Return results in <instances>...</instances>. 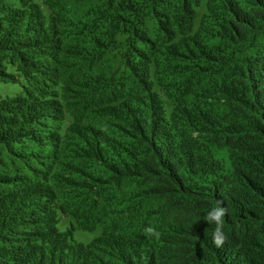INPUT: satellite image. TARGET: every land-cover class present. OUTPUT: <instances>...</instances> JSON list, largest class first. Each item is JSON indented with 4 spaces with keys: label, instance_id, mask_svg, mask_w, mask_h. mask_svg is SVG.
Segmentation results:
<instances>
[{
    "label": "trees",
    "instance_id": "1",
    "mask_svg": "<svg viewBox=\"0 0 264 264\" xmlns=\"http://www.w3.org/2000/svg\"><path fill=\"white\" fill-rule=\"evenodd\" d=\"M96 2L89 10V17L100 30L95 31L97 39L102 37L99 34L103 30L109 46L119 51V66L124 75L144 91L141 96H118L106 106L108 114L117 121L113 136L90 125L84 136L70 141L78 129L76 122L70 124L67 132L62 128L61 156L82 165L90 173L84 178V184L122 191L130 184L136 187L134 202L159 201L154 214L169 223L170 229L161 239L164 244L161 262L157 260L156 250L142 249L136 236L138 232L121 228L107 229L97 244L91 246L96 257L92 264H264V66L255 65L252 57L237 58L239 45L233 47V52L228 50L231 45L246 42L254 30L264 31V0H196L199 7L209 2L212 10L216 3L222 14L214 17L211 12L203 13L205 19L200 22V29L191 26L187 34L179 23L181 15L189 14V23L195 21L186 2L177 1L176 12L171 9L176 0ZM27 10L21 12L17 7L3 12L0 50L11 42L9 34L15 30L25 32L20 27L26 21L31 27L36 19L44 27L46 22L41 24L44 12L37 14L29 7ZM33 13L37 15L32 16ZM217 18L221 20L215 21ZM165 23L168 28H164ZM150 25L158 34H151ZM167 30L173 32L165 33ZM21 37L12 41L24 42L30 45V50L50 45L44 42L49 36H37L34 41ZM51 41H58L57 37L54 35ZM164 47H172L169 55L176 52L178 58L203 61L206 68L196 71L198 77L220 68L217 74L221 80H211L208 90L214 89V92L208 97L221 102L223 111H204V116L197 109L198 118L194 121L171 97L165 102L157 101L158 92L166 90L158 80ZM112 78L115 81L113 74ZM48 99L43 97L45 102ZM58 104L51 107L63 111ZM26 106L28 113L16 111L17 117L12 111L8 121L2 124L4 131L30 124L36 108H30L32 104L27 102L21 109ZM213 110L218 108L215 106ZM181 126L188 127L191 133L198 132L196 138L203 140V146H198L200 142L194 138L188 140L191 147L186 140H178L176 133ZM206 143L227 147L231 167L224 168L210 150H203ZM58 166H61L59 160L52 162V169ZM53 176L49 183H58L60 180ZM68 179L72 180L69 176ZM218 201L227 209L224 232L228 240L222 248H217L212 240L216 225L206 221L207 213ZM13 202L11 196L10 203ZM8 209L14 210L6 214ZM19 209L7 208L0 200V214L8 216H1L0 232L27 224L28 219L23 217L14 223ZM121 221L131 223L125 218ZM28 238H18L21 241L16 245L21 247L18 251L4 252L0 247V264H70L57 257L63 252H55L57 246L53 248L51 238L40 236L37 241ZM37 246L35 250H28ZM71 264L75 263L71 261Z\"/></svg>",
    "mask_w": 264,
    "mask_h": 264
},
{
    "label": "rangeland",
    "instance_id": "2",
    "mask_svg": "<svg viewBox=\"0 0 264 264\" xmlns=\"http://www.w3.org/2000/svg\"><path fill=\"white\" fill-rule=\"evenodd\" d=\"M96 1L101 0H0V18L3 12H10L13 8L19 7L23 10L21 12H29V7L34 13L37 11V14L43 11L45 15L41 14V24L46 22L41 27L35 19L31 23L35 25L30 27L26 21L25 26L28 24V27H20L25 32L21 34L15 30L14 34H9L11 42L0 50V200L5 202L7 208H20L15 213L14 223L20 217L28 219L24 226L15 225L10 230L2 229L0 247L4 252L18 251L21 247L16 245L21 242L17 241L20 236L28 240L31 237L35 241L43 236V239H52L53 248L57 246L55 252H63L57 257L70 264L71 261L75 264H92L96 257L91 246L97 244L107 229L123 228L138 232L136 236L142 249L156 250L157 260L161 262V253L164 251L161 239L170 229V224L154 214L160 202H134L132 198L137 194L133 192L136 187L130 184L123 191L99 188L94 183L84 184V178L90 173L85 172L82 165L61 156L63 145L62 142L59 143V137L62 128L67 132L70 124L76 122L78 129L70 141L84 136L90 125L113 136L114 122L117 121L108 114L106 106L118 96H141L144 91L143 87L134 84L130 77L124 75L119 66V51L113 50L112 45L109 46L105 35H102L105 34L103 30L99 34L102 37L97 39L95 31L100 30L89 17V10L96 5ZM177 1L184 4L186 2L187 10L194 15V24L189 23V14L181 15L179 23L184 27V34L189 32L191 26L195 30L200 29V22L205 19L203 13L211 12L214 17L222 14L216 3L212 10L209 2L204 7H199L196 0H176L171 8L175 12L178 8ZM34 13L32 16L37 15ZM220 20L217 18L215 21ZM175 24L178 26L176 21ZM150 26L151 34H158L153 25ZM164 28H168L166 23ZM171 32L173 31H165L168 34ZM249 34L254 35L246 42L231 45L228 50L233 52V47L239 45L236 49L237 58L252 57L255 65L264 66V31L254 30ZM21 35L30 41H34L37 36H49L44 42L50 45L30 50V45L12 41L23 38ZM54 35L58 41H51ZM171 50L172 47H164L160 56L167 57L159 61L158 77L166 90L158 92L157 101L165 102L171 97L194 121L198 118L197 109L204 116V111H223L221 102L208 97L209 93L211 95L214 92V89L208 90L211 80H221V76L217 74L220 68L215 67L211 74L198 77L196 71H203L205 63L178 58L176 52L169 55ZM206 64L210 65L208 62ZM45 96L50 98L47 102L43 100ZM27 102L32 104L30 108H36L35 118L27 126L13 125L17 129L4 131L2 124L8 121L13 110L14 114L20 110L28 113L27 106L21 109ZM55 103H59L63 111L59 112L57 107H51ZM215 106L218 110H213ZM14 116L17 117V113ZM65 116L68 118L64 119ZM176 134L178 140H186L188 146L191 138L200 142L198 146H203V140L197 139L199 133H191L186 126H181ZM46 144H52L54 148L50 150L51 146L46 148ZM206 145L203 150H210L215 160H220L224 168L231 167V153L227 147L211 143ZM55 160H59L61 166L52 169V162ZM85 169L90 170L87 166ZM53 174L54 178L60 180L58 183H49ZM11 196L13 204L10 203ZM93 197L95 200H92ZM11 210L14 209H8L6 214H10ZM129 214L132 215L131 218ZM1 216L2 214L0 218ZM123 218L131 223H124L127 221H121ZM150 226L162 233L159 240L149 239L144 235L143 230ZM59 242L62 245L59 246ZM36 248L38 246L29 247L28 250Z\"/></svg>",
    "mask_w": 264,
    "mask_h": 264
},
{
    "label": "clouds",
    "instance_id": "3",
    "mask_svg": "<svg viewBox=\"0 0 264 264\" xmlns=\"http://www.w3.org/2000/svg\"><path fill=\"white\" fill-rule=\"evenodd\" d=\"M227 209L223 206L222 202H217V205L212 208L206 215V221L208 223H214L216 225L212 240L217 248H222L225 242L228 240V236L224 232V218L226 216ZM144 235L149 239L159 240L162 233L154 227H147L144 230Z\"/></svg>",
    "mask_w": 264,
    "mask_h": 264
}]
</instances>
